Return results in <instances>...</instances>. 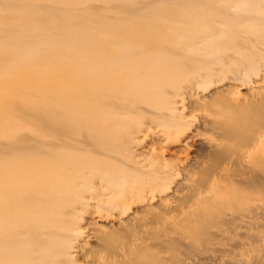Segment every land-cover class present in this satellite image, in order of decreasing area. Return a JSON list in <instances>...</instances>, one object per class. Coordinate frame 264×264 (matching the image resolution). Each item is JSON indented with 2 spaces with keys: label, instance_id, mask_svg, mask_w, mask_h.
<instances>
[{
  "label": "bare ground",
  "instance_id": "1",
  "mask_svg": "<svg viewBox=\"0 0 264 264\" xmlns=\"http://www.w3.org/2000/svg\"><path fill=\"white\" fill-rule=\"evenodd\" d=\"M215 2H228L242 23L221 18L227 15L214 0L202 2L210 10L200 13L191 1L184 34H125L111 23L118 12L97 13L90 42L50 53L43 92L19 99L29 107L7 114L29 120V135L0 131L14 138L0 143V264H78L100 244L94 234L102 222L114 228L132 207L130 221L145 214L157 223L182 211L164 229L176 252L195 254L187 264L199 263L201 248L208 252L215 240L240 237L238 227L251 232L264 219V0ZM216 84L219 91L205 96ZM246 86L251 96L242 100ZM208 112L228 123L217 125ZM213 125L226 142L212 146L213 163L199 173L197 148ZM28 150V158L10 155ZM79 212L89 216L85 228L76 223ZM82 231L89 240L74 253ZM248 247L247 255L262 248ZM142 253L137 247L124 260L93 264H147ZM235 256L233 264H257Z\"/></svg>",
  "mask_w": 264,
  "mask_h": 264
},
{
  "label": "rangeland",
  "instance_id": "2",
  "mask_svg": "<svg viewBox=\"0 0 264 264\" xmlns=\"http://www.w3.org/2000/svg\"><path fill=\"white\" fill-rule=\"evenodd\" d=\"M191 1L193 0H0V131L7 134L11 130H15L16 137L19 138L29 135V120L22 121L10 118L7 114L12 108L25 109L29 107V102L22 104L21 101H18L19 99L29 100V94L43 92V67L50 53H60L62 44L73 46L81 40L83 42L91 41V30L97 28L93 22L97 13L118 12L116 19L111 23H113L114 28L125 34L136 33L137 29H146L155 35L160 30L165 32L176 30V32L184 34L185 29L188 28L190 10L194 7ZM195 1H197L195 8L199 13L203 9L206 12L210 10L209 7L201 4L205 0ZM208 1L212 2L213 0ZM215 1L213 3L215 8L224 9V13L227 15L226 17L220 16L221 18L228 23H242L238 17H235V10L229 7L228 2L216 3ZM210 12L218 15L217 11ZM224 40H226L225 35L214 39V41L222 42ZM220 67L219 64L213 66L215 73L221 69ZM254 78L260 79V76H254ZM218 86L219 84L213 87L210 85V89L205 91L204 95L206 94L205 96L210 98L219 91V89L217 90ZM250 89L251 86H246L247 91L241 92L242 100L251 96L248 91ZM218 98V100L225 99L223 96ZM209 102L213 105L215 101ZM22 111L24 110H19L16 113L22 114ZM203 114L205 112H200V115ZM210 114L208 112L207 115ZM221 115L213 112L210 120L217 125L228 123V120L223 119ZM223 116L226 117V114ZM234 120L240 121L239 116L235 117ZM200 124L202 123L198 125ZM244 125L250 126L248 123ZM209 129L212 131L209 130L202 138L204 146L199 145L204 147L203 151L201 150L202 147L197 148L204 163L202 167L196 170L199 173L207 167L206 165H209V161L213 163L211 156L215 154L212 146L217 147L220 142H226L225 132L221 126L213 125ZM12 140L14 138L8 137V135L0 137V143ZM10 155H23L24 158H28L29 150ZM166 160L170 161L171 159L166 156ZM244 178L247 176H243ZM99 192L105 193L106 196L112 194L111 190L106 188L100 189ZM111 196L113 199L118 198L113 194ZM135 209L137 207L125 210L123 218L117 221L118 224L114 225V228H110L108 221H103L102 226L94 234L101 238L100 244L92 252H87V255L84 251V255L77 259L78 264H93L95 259L103 257L112 258V260L114 258L124 260L129 251L137 247L143 252L147 264H154L155 260L157 264H178L177 259L186 264L189 263L195 254L191 251L184 252L182 247L176 252L173 249L174 242L171 241L170 237L165 238L166 223L169 225L172 220L182 216V211L178 209L166 216L163 221L160 220L156 223L150 222L145 214L141 215V213L140 219L130 221V218L134 216ZM78 214L79 218L76 223L85 228L89 216L84 212ZM193 224L196 225L195 231L197 227L203 226L202 222ZM254 225L255 229L251 232L238 227L236 234L242 235L240 237H233L223 242L215 240L208 252L201 248L203 252L200 253V258H194V260L199 262L197 264H233L235 254H237L241 255L237 260L251 258L257 264H264V219L257 221ZM88 235L89 233L84 231L79 234L78 244L74 246L72 252L76 253L80 243L89 240ZM172 237L176 238L174 235ZM94 239L89 241L91 248L96 246ZM183 243L187 244V241ZM251 243L262 248L247 255L246 251ZM174 258L175 261H173ZM200 259L204 260L199 261Z\"/></svg>",
  "mask_w": 264,
  "mask_h": 264
}]
</instances>
